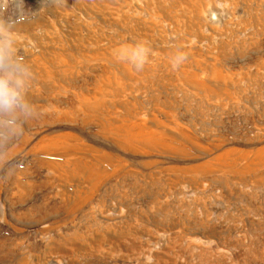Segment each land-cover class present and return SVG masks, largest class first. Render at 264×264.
<instances>
[{
  "label": "rangeland",
  "instance_id": "obj_1",
  "mask_svg": "<svg viewBox=\"0 0 264 264\" xmlns=\"http://www.w3.org/2000/svg\"><path fill=\"white\" fill-rule=\"evenodd\" d=\"M0 18L25 105L0 117V264H264V0Z\"/></svg>",
  "mask_w": 264,
  "mask_h": 264
},
{
  "label": "clouds",
  "instance_id": "obj_2",
  "mask_svg": "<svg viewBox=\"0 0 264 264\" xmlns=\"http://www.w3.org/2000/svg\"><path fill=\"white\" fill-rule=\"evenodd\" d=\"M19 19L0 18V117H6L10 124H15L18 119L16 113L23 108L24 101L21 94V80L18 78L21 74L20 64L10 55L11 40L5 41V29L11 30ZM185 57H178L177 61ZM137 71L143 70V62L135 64Z\"/></svg>",
  "mask_w": 264,
  "mask_h": 264
}]
</instances>
